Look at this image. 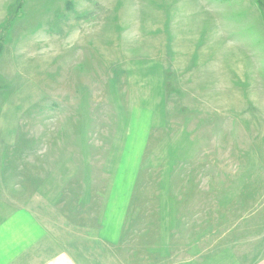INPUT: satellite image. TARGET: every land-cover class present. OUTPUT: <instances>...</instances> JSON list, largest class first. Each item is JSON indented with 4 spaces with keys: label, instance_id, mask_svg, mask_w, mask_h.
I'll return each instance as SVG.
<instances>
[{
    "label": "rangeland",
    "instance_id": "rangeland-1",
    "mask_svg": "<svg viewBox=\"0 0 264 264\" xmlns=\"http://www.w3.org/2000/svg\"><path fill=\"white\" fill-rule=\"evenodd\" d=\"M0 173L107 264H264V0H0Z\"/></svg>",
    "mask_w": 264,
    "mask_h": 264
},
{
    "label": "crops",
    "instance_id": "crops-1",
    "mask_svg": "<svg viewBox=\"0 0 264 264\" xmlns=\"http://www.w3.org/2000/svg\"><path fill=\"white\" fill-rule=\"evenodd\" d=\"M21 188L22 192L29 191L27 186ZM8 189L1 181L0 264H107L108 249L115 240H109L106 229L102 235V232L93 234L85 227L78 235L73 224L60 223L58 216L52 222L45 218L53 211L49 206L55 199L44 200L45 194L40 196L41 192L35 191L31 196L23 193L17 201L9 198L8 194H12ZM60 227L69 234L60 235Z\"/></svg>",
    "mask_w": 264,
    "mask_h": 264
}]
</instances>
